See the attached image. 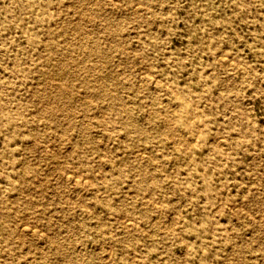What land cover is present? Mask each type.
<instances>
[{
  "label": "rangeland",
  "instance_id": "1",
  "mask_svg": "<svg viewBox=\"0 0 264 264\" xmlns=\"http://www.w3.org/2000/svg\"><path fill=\"white\" fill-rule=\"evenodd\" d=\"M107 1L0 0V264H264V0Z\"/></svg>",
  "mask_w": 264,
  "mask_h": 264
},
{
  "label": "bare ground",
  "instance_id": "2",
  "mask_svg": "<svg viewBox=\"0 0 264 264\" xmlns=\"http://www.w3.org/2000/svg\"><path fill=\"white\" fill-rule=\"evenodd\" d=\"M109 1V0H108ZM107 1V2H108ZM116 2V1H115ZM123 5V4H122ZM141 5V4H140ZM142 5H144L143 3H142ZM139 4H137V3H134L133 4V6H132V8H133V10H134V12H136V11H138L139 10ZM89 14H91V13H89ZM89 16V15H88ZM87 17V16H86ZM56 21V20H55ZM72 22V21H71ZM54 24V23H53ZM79 25V24H78ZM79 36V35H78ZM90 43V42H89ZM109 43H110V41H109ZM123 49V48H122ZM128 49V48H127ZM99 50V48H98V46H97V44L94 46V49H93V51H98ZM216 55V54H215ZM219 55H223V54H219ZM225 55V54H224ZM224 55L222 56V57H224ZM218 56V55H217ZM216 58V57H215ZM228 61V60H227ZM227 61H226V63H227ZM219 62V61H218ZM229 62H231V61H229ZM228 64V63H227ZM237 65V64H236ZM65 63H63L62 64V74L64 75V74H68V72H69V70L67 71L66 70V68H65ZM241 68V67H240ZM244 71V70H243ZM57 73H59V71L57 72ZM78 73H79V71H78ZM148 72H146V74H147ZM142 75H141V80H147L148 79V76L147 75H145V74H143V72L141 73ZM90 75V74H89ZM150 77V76H149ZM60 78V77H59ZM140 79V78H139ZM155 79V78H154ZM149 81V80H148ZM153 81H155V80H153ZM139 82H141V81H139ZM65 83V82H64ZM166 82H164V84H165ZM62 84V83H61ZM138 84V83H137ZM58 85H60V84H58ZM64 85V84H63ZM139 85V84H138ZM136 86V85H135ZM44 89V88H43ZM30 91V90H29ZM44 91V90H43ZM62 92H64L65 90L64 89H62L61 90ZM96 94L97 95H99V96H105V97H107V98H110L113 102H117V101H120V98L118 97V95L116 94V93H112L110 90H109V88L108 87H106V86H104V84L101 86V88H100V90H97V92H96ZM81 96H82V94H81ZM83 97H86V96H83ZM82 97V98H83ZM78 98V97H77ZM86 98H88V96L86 97ZM85 98V99H86ZM8 104V103H7ZM44 105V104H43ZM194 105V104H193ZM62 107V106H61ZM120 107V108H119ZM118 108H117V112H119V113H122V114H124L126 117H130V110L129 109H127L126 107H124L122 104H121V106H119ZM174 110V109H173ZM12 112V111H11ZM168 112H171V111H168ZM44 113V112H43ZM162 116H163V118L164 119H167V120H169V123H171V124H173L174 126L175 125H177L179 128L181 127V128H183V129H185L186 131H187V133H191L192 135H195V133H196V131H198V129H196L195 127L196 126H198L196 123H195V121H193L191 118H189V117H187L185 114H184V110L183 111H173L172 113H170V114H165V113H163L162 114ZM168 122V121H167ZM130 124L131 125H133V127H134V125L138 128V126L136 125V123L134 122V121H131L130 122ZM171 124H168L167 126H169V125H171ZM195 124H196V126H195ZM21 126V125H20ZM166 126V127H167ZM173 127V126H172ZM20 128V127H19ZM35 128V127H34ZM45 128V127H44ZM170 130H171V128L170 127H168ZM174 129V128H173ZM176 129V128H175ZM26 130V129H25ZM172 131V130H171ZM175 132H177V131H175ZM178 133V132H177ZM180 133H181V131H180ZM183 133H181V135H182ZM197 134V133H196ZM168 135V134H167ZM170 135V134H169ZM179 134H177V136H178ZM190 135V134H189ZM196 137V136H195ZM220 137H222V135L220 136ZM69 138V137H68ZM176 139H178V138H176ZM193 139H194V137H193ZM189 139H187V141H188ZM216 140V139H215ZM193 141H195V139L193 140ZM218 141V140H217ZM174 142V141H173ZM189 142V141H188ZM214 142V141H213ZM198 143V142H197ZM221 143V142H220ZM219 143V144H220ZM176 144H178V143H176ZM187 144V143H186ZM187 147V146H186ZM135 152V151H134ZM140 154V153H139ZM100 156V155H99ZM140 156V155H139ZM203 168V167H202ZM202 170V169H201ZM63 171V174H64V178L66 179V180H68L69 182H71L72 184H73V186H74V188L76 189V190H80L82 187H84L85 185H86V180H85V178H82V176H80V174H78V172H76V171H74V170H67V169H64V170H62ZM145 176H146V174H144ZM88 178V177H87ZM86 178V179H87ZM183 189V188H182ZM82 190V189H81ZM79 192V191H78ZM146 199V198H145ZM65 201V200H64ZM15 202V201H14ZM145 202V201H144ZM153 203H155V201L153 202ZM86 206V205H85ZM84 207V206H83ZM234 208H236V207H234ZM242 209V208H241ZM87 210H88V208H87ZM230 210V209H229ZM236 211V210H235ZM235 211H233V212H235ZM171 216V215H170ZM171 218V217H170ZM174 218V217H173ZM121 219V218H120ZM154 219H156V218H154ZM123 220V219H122ZM122 220H120V221H122ZM166 220V219H165ZM168 220V219H167ZM170 220V219H169ZM126 221V219L125 220H123V222L125 223V225H127V226H129L130 224L128 223V222H125ZM156 221V220H155ZM162 222H163V219H162ZM26 223V222H25ZM136 223V222H135ZM152 223V222H151ZM164 223H165V221H164ZM171 223V222H170ZM174 223H176V222H174ZM21 224V223H20ZM171 224H173V223H171ZM135 225V224H134ZM165 225V224H164ZM163 225V226H164ZM170 225V224H169ZM161 226H162V224H161ZM168 226V225H167ZM167 226H165V227H167ZM36 227V226H35ZM135 227V226H134ZM136 228V227H135ZM164 228V227H163ZM19 230V229H18ZM20 230H21V232H23V233H28V234H39V232L36 230V229H34V227H29V226H26V224H23L21 227H20ZM43 233H44V231H43ZM20 234V233H19ZM20 236V235H19ZM38 242V241H37ZM187 244V243H186ZM185 244V245H186ZM105 255H106V253H104ZM108 255V254H107ZM133 256V255H132ZM107 257V256H106ZM103 258V257H102ZM132 258H134V257H132ZM131 258V259H132Z\"/></svg>",
  "mask_w": 264,
  "mask_h": 264
}]
</instances>
